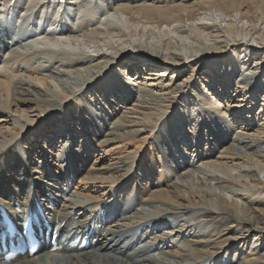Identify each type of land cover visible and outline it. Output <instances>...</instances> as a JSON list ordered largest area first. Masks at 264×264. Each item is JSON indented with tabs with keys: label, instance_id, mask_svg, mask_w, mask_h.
I'll return each mask as SVG.
<instances>
[{
	"label": "bare ground",
	"instance_id": "1",
	"mask_svg": "<svg viewBox=\"0 0 264 264\" xmlns=\"http://www.w3.org/2000/svg\"><path fill=\"white\" fill-rule=\"evenodd\" d=\"M263 80L264 0H0L5 264H264Z\"/></svg>",
	"mask_w": 264,
	"mask_h": 264
},
{
	"label": "snow or ice",
	"instance_id": "2",
	"mask_svg": "<svg viewBox=\"0 0 264 264\" xmlns=\"http://www.w3.org/2000/svg\"><path fill=\"white\" fill-rule=\"evenodd\" d=\"M17 214H18V215L21 214V213L19 212V210L17 211ZM3 224L6 226V229H7V232H8V233H13V232H15V229H14V228L12 227V225L8 222V218H7V216H5V217L3 218ZM24 228H25L26 230L30 228V224L28 223V220H27V219L24 221Z\"/></svg>",
	"mask_w": 264,
	"mask_h": 264
},
{
	"label": "rangeland",
	"instance_id": "3",
	"mask_svg": "<svg viewBox=\"0 0 264 264\" xmlns=\"http://www.w3.org/2000/svg\"><path fill=\"white\" fill-rule=\"evenodd\" d=\"M244 68H240V70H243ZM263 83H264V80H263Z\"/></svg>",
	"mask_w": 264,
	"mask_h": 264
}]
</instances>
